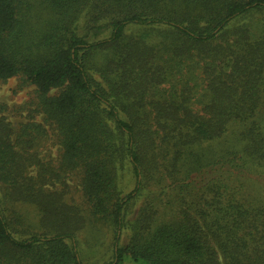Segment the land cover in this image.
<instances>
[{"label":"trees","instance_id":"1","mask_svg":"<svg viewBox=\"0 0 264 264\" xmlns=\"http://www.w3.org/2000/svg\"><path fill=\"white\" fill-rule=\"evenodd\" d=\"M11 78L42 123L0 117V264H83L101 228L102 264H264V0H0Z\"/></svg>","mask_w":264,"mask_h":264},{"label":"rangeland","instance_id":"2","mask_svg":"<svg viewBox=\"0 0 264 264\" xmlns=\"http://www.w3.org/2000/svg\"><path fill=\"white\" fill-rule=\"evenodd\" d=\"M35 93L34 87L23 85L19 79L11 78L6 82L0 83V117L12 126H17L19 123H24L33 118L34 122L42 123V117L35 113ZM47 138L36 149L38 158L43 162L56 163L58 157V145L55 133L48 129ZM35 171L32 172V175ZM64 185L55 183V188L61 190L64 188L67 191L65 202L68 204L79 206L82 198L79 190V182L77 175H69L63 180ZM124 194L130 192L134 187V181L131 175L126 172L120 175L118 182ZM139 204V202H138ZM19 213L24 217L27 225H38L39 215L35 208L30 205L15 206ZM99 227H95L98 229ZM39 231V229H38ZM96 234L98 242L94 247L90 246L86 240H89L88 234L83 232L78 235L79 250L83 264H102L109 261L111 258L112 233L103 228ZM101 258V261L98 260Z\"/></svg>","mask_w":264,"mask_h":264}]
</instances>
